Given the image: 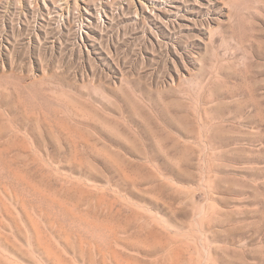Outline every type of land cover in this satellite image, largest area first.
I'll return each mask as SVG.
<instances>
[{
    "label": "rangeland",
    "instance_id": "1",
    "mask_svg": "<svg viewBox=\"0 0 264 264\" xmlns=\"http://www.w3.org/2000/svg\"><path fill=\"white\" fill-rule=\"evenodd\" d=\"M0 264H264V0H0Z\"/></svg>",
    "mask_w": 264,
    "mask_h": 264
}]
</instances>
